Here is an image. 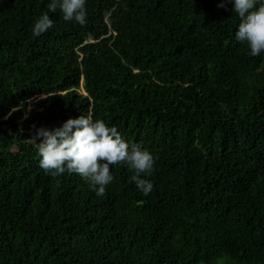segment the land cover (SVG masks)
Masks as SVG:
<instances>
[{"label":"trees","instance_id":"trees-1","mask_svg":"<svg viewBox=\"0 0 264 264\" xmlns=\"http://www.w3.org/2000/svg\"><path fill=\"white\" fill-rule=\"evenodd\" d=\"M221 2L86 0L35 37L49 0H0V264H264V52ZM80 116L154 156L149 195L45 173L24 132Z\"/></svg>","mask_w":264,"mask_h":264},{"label":"clouds","instance_id":"clouds-1","mask_svg":"<svg viewBox=\"0 0 264 264\" xmlns=\"http://www.w3.org/2000/svg\"><path fill=\"white\" fill-rule=\"evenodd\" d=\"M231 2L222 0L218 6L224 8ZM47 8L48 11L34 23L32 33L35 37L54 27L48 13H55L57 9L65 21L81 26L87 22L86 0H49ZM233 11L240 20L235 39L246 43L253 57L259 56L264 52V2L234 0ZM32 139L40 141L37 143L41 157L39 166L46 174L53 177L65 172L77 174L96 191L97 196L105 195L107 186L114 180L111 166L121 164L133 171L130 182H134L145 196L153 189V184L145 177L154 171V156L139 144L129 145L116 127H108L103 120L80 116L52 130L35 129Z\"/></svg>","mask_w":264,"mask_h":264},{"label":"rangeland","instance_id":"rangeland-1","mask_svg":"<svg viewBox=\"0 0 264 264\" xmlns=\"http://www.w3.org/2000/svg\"><path fill=\"white\" fill-rule=\"evenodd\" d=\"M45 97H46L45 95H39V96L35 97L34 99L30 100L29 106H28L27 110L24 112V119L28 118L29 115H30V113H32L34 110H38V108L36 107V103L39 100H41V99H43ZM24 119L20 120V123H22L24 121ZM7 120H8V117H4L3 119H1V121H7ZM1 121H0V129L5 130V131H9L10 128L7 127V126H5V125H3L1 123ZM24 134L26 136L22 140L23 143L24 142H31V141H33V139H32L33 136L31 135V132L30 131H27V132L25 131Z\"/></svg>","mask_w":264,"mask_h":264}]
</instances>
